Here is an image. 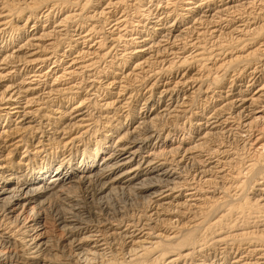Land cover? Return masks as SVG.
I'll use <instances>...</instances> for the list:
<instances>
[{
    "label": "bare ground",
    "instance_id": "obj_1",
    "mask_svg": "<svg viewBox=\"0 0 264 264\" xmlns=\"http://www.w3.org/2000/svg\"><path fill=\"white\" fill-rule=\"evenodd\" d=\"M0 264H264V0H0Z\"/></svg>",
    "mask_w": 264,
    "mask_h": 264
}]
</instances>
